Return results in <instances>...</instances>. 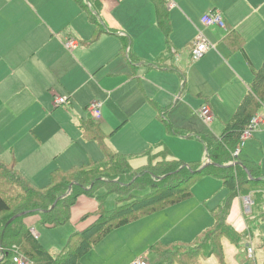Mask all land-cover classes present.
<instances>
[{
  "label": "crops",
  "instance_id": "1",
  "mask_svg": "<svg viewBox=\"0 0 264 264\" xmlns=\"http://www.w3.org/2000/svg\"><path fill=\"white\" fill-rule=\"evenodd\" d=\"M164 3L171 28L168 39L158 24L155 0H92L91 11L97 24L78 0H0V158L15 163L18 171L39 188L47 186L56 171L101 160L103 150L90 135L94 131L86 128V123L91 122L88 106L101 99L103 117L97 126L107 146L127 155L134 168L141 167L149 162L148 151L161 153L167 149L159 118L172 133L182 134L168 120V110L175 99L176 103L180 101L186 89L188 94L199 95L196 112L201 119L199 110L207 104L215 114L213 122L221 123L219 134L207 131L198 134L204 149L202 135L218 139L254 78L243 52L233 48L241 43L239 37L245 40L244 50L253 67L258 69L264 63V0H164ZM215 11L223 15L226 28L203 24V18ZM101 28L104 32L98 35ZM199 30L214 47L193 62L191 45ZM68 39H74L78 45L66 48ZM94 42L98 44L97 51H91ZM175 52L180 55L179 60ZM182 72L187 77L185 90ZM62 95H68V102L56 105V97ZM220 107L224 112L221 119L217 113ZM260 113L262 122L257 129L264 128V110ZM192 136L196 135L188 137ZM146 145L151 148L145 149ZM240 157L249 160L243 154ZM137 160L141 163L136 164ZM199 161L202 165L209 161L206 152ZM216 179L229 190L221 178ZM104 191L100 190L98 195ZM113 195L116 204L118 196ZM109 196L105 200L106 210L111 209L106 204ZM242 196L238 201L245 212ZM191 200L177 205L186 209L187 217L197 222L199 228L190 233L192 238L182 246L196 243L203 233L213 229L216 224L213 210L226 201L216 202L215 208L208 209L211 212L206 209L205 221L201 223L196 217L197 205ZM99 206L97 198L81 195L72 207L70 220L61 226L42 225L38 215L26 221L39 242L57 256L73 233L96 221ZM250 219L245 213L248 231L253 229ZM125 233L116 229L111 241L108 235L105 239L109 247L115 248ZM131 235L115 251L120 252L115 257L117 263L123 259L124 264H130L142 255L135 250L136 235ZM247 235L241 241L245 242L247 257L254 258L248 255ZM252 238L264 262V234L259 232ZM179 241L182 239L169 242L158 239L151 246L176 245L173 243ZM151 253V250L143 252L148 256ZM88 255L82 257V263L96 264Z\"/></svg>",
  "mask_w": 264,
  "mask_h": 264
},
{
  "label": "trees",
  "instance_id": "2",
  "mask_svg": "<svg viewBox=\"0 0 264 264\" xmlns=\"http://www.w3.org/2000/svg\"><path fill=\"white\" fill-rule=\"evenodd\" d=\"M78 2L83 10L90 11L92 22L97 24V17L86 0ZM155 4L158 24L168 39L171 28L164 0H155ZM103 32L101 28L98 35ZM239 39L241 43L239 41L233 48L243 52L252 69L254 78L250 90L225 123L218 139L208 134L201 136L207 160L219 166L210 164L200 171L201 162L194 166L186 164L174 159L166 149L162 157L158 153L154 155L153 150L148 151L146 154L150 161L134 168L127 155L114 152L107 146L97 121L92 119L86 123V128L94 131V135H90L97 139L104 157L88 165L54 172L51 182L45 187H35L18 171L15 163H6L0 158V264H13L11 248L14 245L35 264H83L82 257L115 229L190 199L196 178L204 174L221 178L230 191L224 204L213 210L216 218L213 229L203 233L192 245L178 247L156 243L150 250L166 264H196L202 249H206L209 255L215 252L218 245L214 244L221 240L223 230L231 231V239L233 235L238 237L226 221L233 198L254 188L264 189L261 166L240 156H232L244 129L264 105V63L260 68H254L245 53L244 38ZM126 49L127 44L124 43L123 50ZM129 57L133 61L130 52ZM181 76L185 90L187 77L183 72ZM230 162L234 165H229ZM102 189L105 193L98 195ZM110 194H116L118 198L115 206L106 210L105 200ZM81 195L98 199L100 206L96 215L99 217L86 229L73 233L62 252L54 256L35 237L26 220L38 215L42 225L61 226L70 220L72 207ZM54 203L56 205L51 209ZM23 212L28 213L8 223Z\"/></svg>",
  "mask_w": 264,
  "mask_h": 264
},
{
  "label": "rangeland",
  "instance_id": "3",
  "mask_svg": "<svg viewBox=\"0 0 264 264\" xmlns=\"http://www.w3.org/2000/svg\"><path fill=\"white\" fill-rule=\"evenodd\" d=\"M108 9L112 12L110 8ZM97 45L98 44H95L94 42L92 44L91 51H97ZM175 56L177 60L180 59V56L178 58L177 54H175ZM62 96L65 97L68 95ZM183 97L185 98L182 100ZM197 97H199L197 93L194 95L188 94L186 89L184 94L181 96L180 101L176 103L175 99V101L173 102L174 106L169 107L168 120L172 125H174V127L178 128V130H180L182 134L172 133L169 130L168 126L166 127L165 123L162 122V118H159L160 120L158 121L161 125L164 126V143L171 155L175 156L174 159L182 160L186 164H192L193 166L198 162H201L199 160H201V157L203 160L205 156L204 145L201 140L198 139V134L205 133L206 131L211 133L218 132L219 134L221 130L220 122L215 121L212 125L208 126L207 123H205V121L200 118L199 114L196 112V109H198L200 106L199 103H196V99H198ZM97 101H101V99ZM101 102L104 106V102ZM262 109L264 110V105ZM217 113L219 114L220 119L224 115L223 109L221 107L217 108ZM190 134H195L196 136L188 137ZM122 142L123 140L120 143L122 144ZM145 147V149L151 148L148 145H146ZM157 153L161 154L160 157L165 155V152L159 153L157 151H154V155H157ZM241 154H243L245 157H248L249 161L253 160V162L259 163V165H261L262 167V172H264V128L256 129L252 133V137H250L246 141ZM207 162L208 161H206V163ZM140 163L141 160L136 161V164ZM214 177L215 176L211 174L200 175L196 178V182L192 187V189L194 190V197L190 199H193L191 201H193L195 205H197L196 217L201 223H204L205 221L204 211H206V209L208 210L209 208L216 206V202L219 203L222 200L225 201L230 195V191L223 186V183L219 184V179H216L217 177ZM2 187L5 188V186ZM12 193H15V190H13ZM247 194H251L254 201V204L252 205V213L246 214L247 216H251L250 222L252 221V231L251 229L248 231V227L245 221V212L242 208V204L238 201L240 196H236L231 202L230 211L226 221L234 231V233H236L240 237L233 235L232 241L230 237V234H232L231 231L223 230L224 234H222L221 240L219 239L218 243L216 241V243L214 244L218 245V248L215 249V252L209 255L206 249H202L203 252L199 255V260L196 264H264L263 257L260 251L257 247H254L252 243V237L255 236L256 238L257 233L261 232L262 234H264V218H262V216L264 215V189L254 188L251 189V191L249 190ZM110 195L111 196L108 197L106 204L107 206L112 208L115 205L116 196L113 194ZM175 205L141 218L140 220H137L131 224L120 227L121 231L126 232L123 237H121V241H123L124 239L129 240V235L131 234V237L133 235H136L135 250L138 255L141 252L143 254L144 251H149L151 245L158 239H166L169 242V240L172 241L175 238H180L182 239L181 242H174L173 244H176L175 246L178 247L185 244L183 242H188V240L192 238V235H190V233L196 231L199 228V224L197 222H191V219L187 217L188 212L185 208L181 209L177 204ZM40 226L41 224L36 227L37 230L40 229ZM114 231H116V229ZM114 231L109 234L111 237L109 241H111V239L114 237ZM245 234H248L246 240L249 241L250 245L255 248L254 258L247 257L245 242L241 241L242 237H245ZM52 235L53 234L49 236V240L52 239ZM121 241L114 248L109 247V243L104 238L97 245V247L95 246L88 252L89 255L87 256V258L92 257V260H94L96 264H124L125 260L123 259L119 263H117L115 260V257L120 254V252L115 251H117V249L121 245ZM239 241H241V243L239 245H236L235 243L238 244ZM178 250L180 251V249ZM88 253H86V255ZM255 257L257 260H255ZM149 258L152 264H166L164 263V260L157 258L155 253H151L149 255ZM208 259H211L209 260L210 262H207ZM132 262L133 261H131V263Z\"/></svg>",
  "mask_w": 264,
  "mask_h": 264
},
{
  "label": "built area",
  "instance_id": "4",
  "mask_svg": "<svg viewBox=\"0 0 264 264\" xmlns=\"http://www.w3.org/2000/svg\"><path fill=\"white\" fill-rule=\"evenodd\" d=\"M86 3L89 6H92V0H86ZM204 25H217L222 28H226V22L224 20L223 15L218 12H212L210 14H207L203 20H202ZM78 44L74 39H68L65 42V47L68 49L75 48ZM214 47V45L207 39V37L204 35V33L199 30L195 40L193 41L191 45V58L193 61H197L201 59L202 57L205 56V54ZM177 54V57L179 58V54ZM68 102V96H58L55 99L56 105H63ZM102 106L103 103L101 101H93L89 106H88V113L89 116L92 120L94 121H100L102 118ZM199 113L201 117L204 119L206 123H212L215 119V114L212 111V109L208 105H203ZM262 122V115L261 113L255 114L252 119L250 120L249 124L246 126L244 129L241 139H240V144L238 147L234 150L232 153L233 158H237L240 156L242 148L244 147L246 141L252 137V133L258 128L260 123ZM243 203H244V209L246 214H251L252 213V205L254 204L253 201V196L251 194H245L242 196ZM33 234L36 237V232L32 230ZM248 255L249 257H254V248L249 245L248 246ZM12 251V262L13 264H35L32 260H30L26 255H24L18 246L14 245L11 248ZM131 264H150V259L147 254H142L139 257H137Z\"/></svg>",
  "mask_w": 264,
  "mask_h": 264
},
{
  "label": "water",
  "instance_id": "5",
  "mask_svg": "<svg viewBox=\"0 0 264 264\" xmlns=\"http://www.w3.org/2000/svg\"><path fill=\"white\" fill-rule=\"evenodd\" d=\"M210 164H214V165L219 166L218 164L211 163L210 161H208L207 163H205L204 165H202V167H200L199 170L201 171L203 168H205L206 166H208V165H210ZM229 165H234V163H230ZM246 171H247V169H246ZM248 174H249V172H248ZM55 205H56V203L53 204V206L51 207V209L54 208ZM27 213H28V212H23V213H20V214H18V215H15L14 217H12V218L8 221V223L12 222L14 219L18 218L19 216H23V215H25V214H27Z\"/></svg>",
  "mask_w": 264,
  "mask_h": 264
}]
</instances>
